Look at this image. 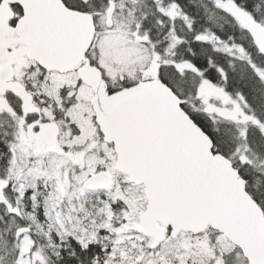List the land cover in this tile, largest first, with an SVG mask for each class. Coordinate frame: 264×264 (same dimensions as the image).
I'll use <instances>...</instances> for the list:
<instances>
[{"label": "snow or ice", "instance_id": "6c2138e0", "mask_svg": "<svg viewBox=\"0 0 264 264\" xmlns=\"http://www.w3.org/2000/svg\"><path fill=\"white\" fill-rule=\"evenodd\" d=\"M0 264H264V0H0Z\"/></svg>", "mask_w": 264, "mask_h": 264}]
</instances>
